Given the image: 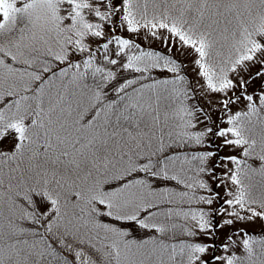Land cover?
<instances>
[{"label":"snow or ice","instance_id":"1","mask_svg":"<svg viewBox=\"0 0 264 264\" xmlns=\"http://www.w3.org/2000/svg\"><path fill=\"white\" fill-rule=\"evenodd\" d=\"M0 264H264V0H0Z\"/></svg>","mask_w":264,"mask_h":264},{"label":"rangeland","instance_id":"2","mask_svg":"<svg viewBox=\"0 0 264 264\" xmlns=\"http://www.w3.org/2000/svg\"><path fill=\"white\" fill-rule=\"evenodd\" d=\"M154 46H156V47H158L159 45L157 44V45H154ZM254 228H258V225L257 226H253Z\"/></svg>","mask_w":264,"mask_h":264}]
</instances>
